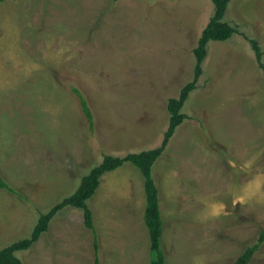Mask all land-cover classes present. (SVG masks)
<instances>
[{"label": "rangeland", "instance_id": "rangeland-1", "mask_svg": "<svg viewBox=\"0 0 264 264\" xmlns=\"http://www.w3.org/2000/svg\"><path fill=\"white\" fill-rule=\"evenodd\" d=\"M212 0L0 2V250L29 238L106 155L158 148L168 102L195 77ZM237 29L210 41L187 115L152 172L168 264H234L264 231V0H231ZM251 40L262 51L259 62ZM74 89L86 99L94 127ZM142 172H106L66 206L24 264H150ZM248 264H264V244Z\"/></svg>", "mask_w": 264, "mask_h": 264}, {"label": "trees", "instance_id": "trees-1", "mask_svg": "<svg viewBox=\"0 0 264 264\" xmlns=\"http://www.w3.org/2000/svg\"><path fill=\"white\" fill-rule=\"evenodd\" d=\"M5 0H0L3 2ZM215 5V13L211 17L207 26L203 29L198 46L194 49L196 56L195 77L187 83L180 92L178 98H171L168 102V112L170 114V122L163 143L160 147L141 151L139 153H130L124 157L106 155L103 161L94 167L88 175H85L79 185L77 191L71 196L64 199L61 203L53 207L48 213L40 216L39 222L35 226L32 235L29 238L16 241L0 250V264H24V262L16 255L17 251L31 248L41 235L48 230L52 218L66 206L83 209L85 214L86 225L94 229L93 213L88 208L87 201L95 194L101 183V178L106 172L113 171L121 167L125 162L133 163L143 174L144 188L146 193V210L145 224L149 230L151 253L153 258L150 264H168L165 253L163 251V235H164V219L160 206V192L157 183L153 177V166L157 159L161 157L170 139L173 137L175 130L180 126L187 115L182 109L188 100L190 93L196 89L197 82L203 73L202 64L208 53V44L210 41H226L237 32V29L225 20V15L231 0H212ZM252 46L256 52L259 62L262 61V51L255 40H251ZM75 93L81 101L82 108L90 122V127H94V119L88 103L82 93L74 89ZM0 187L9 188L11 191L15 189L10 187L6 180L0 175ZM264 244V231L259 233L257 240L247 246L244 252L239 256L234 264H248L253 255L260 250ZM98 240L95 239V260L93 264H101L98 253Z\"/></svg>", "mask_w": 264, "mask_h": 264}, {"label": "crops", "instance_id": "crops-1", "mask_svg": "<svg viewBox=\"0 0 264 264\" xmlns=\"http://www.w3.org/2000/svg\"><path fill=\"white\" fill-rule=\"evenodd\" d=\"M74 194V193H73Z\"/></svg>", "mask_w": 264, "mask_h": 264}]
</instances>
